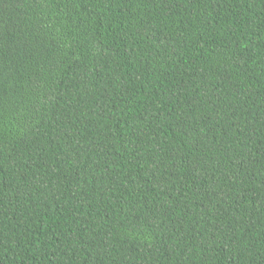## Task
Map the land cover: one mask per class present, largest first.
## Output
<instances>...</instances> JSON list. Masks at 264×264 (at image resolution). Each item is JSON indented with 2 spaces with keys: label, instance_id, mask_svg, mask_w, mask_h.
I'll return each instance as SVG.
<instances>
[{
  "label": "trees",
  "instance_id": "trees-1",
  "mask_svg": "<svg viewBox=\"0 0 264 264\" xmlns=\"http://www.w3.org/2000/svg\"><path fill=\"white\" fill-rule=\"evenodd\" d=\"M0 264H264V0H0Z\"/></svg>",
  "mask_w": 264,
  "mask_h": 264
}]
</instances>
